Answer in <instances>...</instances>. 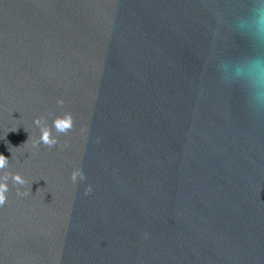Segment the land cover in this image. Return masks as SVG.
Here are the masks:
<instances>
[{"label":"water","instance_id":"obj_1","mask_svg":"<svg viewBox=\"0 0 264 264\" xmlns=\"http://www.w3.org/2000/svg\"><path fill=\"white\" fill-rule=\"evenodd\" d=\"M245 3L0 0V264H264Z\"/></svg>","mask_w":264,"mask_h":264},{"label":"clouds","instance_id":"obj_2","mask_svg":"<svg viewBox=\"0 0 264 264\" xmlns=\"http://www.w3.org/2000/svg\"><path fill=\"white\" fill-rule=\"evenodd\" d=\"M245 11L236 16L233 27L235 31L247 38L250 45L249 54L224 62L226 78L240 84L247 95L251 108L256 113L264 112V0H246ZM63 103V101H60ZM56 136L70 131V118L58 117L54 121ZM49 129L41 130L44 143H56L49 135ZM5 156L0 154V166Z\"/></svg>","mask_w":264,"mask_h":264}]
</instances>
